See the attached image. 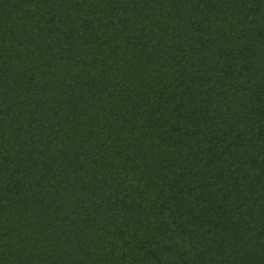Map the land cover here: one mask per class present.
Returning <instances> with one entry per match:
<instances>
[{"label":"trees","instance_id":"16d2710c","mask_svg":"<svg viewBox=\"0 0 264 264\" xmlns=\"http://www.w3.org/2000/svg\"><path fill=\"white\" fill-rule=\"evenodd\" d=\"M0 264H264V0H0Z\"/></svg>","mask_w":264,"mask_h":264}]
</instances>
